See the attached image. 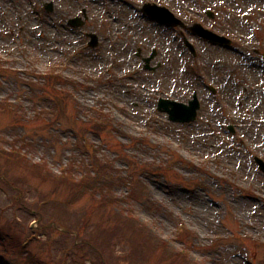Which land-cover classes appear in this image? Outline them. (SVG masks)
<instances>
[{
    "label": "rangeland",
    "instance_id": "374dc122",
    "mask_svg": "<svg viewBox=\"0 0 264 264\" xmlns=\"http://www.w3.org/2000/svg\"><path fill=\"white\" fill-rule=\"evenodd\" d=\"M144 2L165 5L187 23L202 22L231 37L233 48L150 20ZM208 9L215 11L211 17ZM75 16L84 24H69ZM89 32L100 39L94 48ZM183 32L200 53V76L187 72L192 56ZM154 48L156 68L147 70L143 57ZM52 68L71 87L72 80L78 84L58 87L73 94L58 120L49 91L34 92L47 87L37 80ZM195 91L202 102L196 121L173 122L158 110L159 98L188 102ZM5 100L18 110L0 111L3 149L24 146L30 162L46 160L56 175L87 158L75 126L89 120L88 110L109 112L112 125L91 132L88 141L105 144L117 173L130 162L160 166L143 177L163 211L140 202L111 207L100 194L69 200L66 186L0 157V264H111L132 249L148 264H264V172L254 160L264 158V0H0ZM127 192L115 187L108 197ZM178 221L190 231L180 238ZM105 232L114 242L99 249L90 240L97 243ZM187 239L192 249L180 263L177 251Z\"/></svg>",
    "mask_w": 264,
    "mask_h": 264
},
{
    "label": "trees",
    "instance_id": "16d2710c",
    "mask_svg": "<svg viewBox=\"0 0 264 264\" xmlns=\"http://www.w3.org/2000/svg\"><path fill=\"white\" fill-rule=\"evenodd\" d=\"M54 79H57L59 77L58 74H55ZM53 77L51 78V80H53ZM65 83V85H69V79H65L63 80L62 84ZM59 81L55 80V83H53V85H58ZM72 85H76L75 82L71 81ZM78 85V84H77ZM56 108L59 110V105L56 106ZM94 113V117L90 118V122H89V127H92L94 129H103V126H107V125H111V120H110V115L107 113H103L102 111L93 109L92 110ZM61 112V110H60ZM84 128V127H83ZM85 130V128H84ZM90 130V128H88V130L86 129L85 131L88 132ZM97 150L99 151L100 149L97 148ZM97 151V152H98ZM1 151V144H0V156L3 155V157H5V159L7 161H13L15 163H17L18 165H25L27 159H26V154L22 152L21 149H17V151L15 150H10V152H4ZM96 152V153H97ZM14 153V154H12ZM102 160H96L93 163V167L91 168V170H89L86 174H82L80 177H78L77 175V170H74V167L71 166L70 168H66L64 170H62L61 174H59L58 180L61 184H64V186H66L68 189L70 188L72 190V199L78 200L79 198H81L83 195L89 193L90 191H92V193H95L97 190L101 191V190H110L113 181H115L116 179H119L116 177V175L114 174V171H112V161H109L107 159H105V165L102 164ZM40 164L38 165L39 168H37L35 165L34 166H30L31 169L36 170V171H42L43 169L47 170V174H45V176H49L48 174H51L52 171L47 168L46 163L42 162V163H37ZM107 164V165H106ZM103 165V166H102ZM137 168L139 169V167H133V170H131L126 177L129 180L128 185L131 187L130 189V194L132 195L130 197V200H134L137 199L138 196H136L137 194H135V190H136V185L139 183L135 180V176H136V170ZM107 169H109V171H106ZM156 170V169H155ZM46 172V171H45ZM49 178V177H48ZM124 177H122L123 179ZM116 202H120V199L117 198ZM184 232H188V231H184ZM179 238L181 237V233H179V235H177ZM109 237H107V235H104L102 237L103 241L101 242L99 239L96 240L97 243L100 244H108L110 240L112 239V236L108 239ZM150 239L154 240V238L151 237L150 235ZM155 241V240H154ZM190 243L185 244V246L183 247L181 252H178V259H182L183 257L180 256L181 254H187L188 251L191 249L190 248ZM188 250V251H187ZM136 251H131L129 253V255L127 257H130V263L131 264H137L139 262H142L143 258L142 257H137L136 255ZM126 258V257H125ZM125 258L123 257H117L115 258L114 262L116 263H120L122 261V259L124 260Z\"/></svg>",
    "mask_w": 264,
    "mask_h": 264
},
{
    "label": "water",
    "instance_id": "95a60500",
    "mask_svg": "<svg viewBox=\"0 0 264 264\" xmlns=\"http://www.w3.org/2000/svg\"><path fill=\"white\" fill-rule=\"evenodd\" d=\"M148 8H151V12L155 14V15L152 14L153 16L157 15L156 17L161 20L165 19L171 24L179 23L178 20H176L172 16L170 11L164 7H158L154 5V6H148ZM160 17H162L163 19ZM162 105L164 106L161 108L168 110L171 113V118L173 120H180V121H190V120L195 119L197 109L200 107V104L196 97L193 101L190 102V105H186L183 103H177V102H170L167 100L166 102H162ZM169 106H172V108H170Z\"/></svg>",
    "mask_w": 264,
    "mask_h": 264
}]
</instances>
